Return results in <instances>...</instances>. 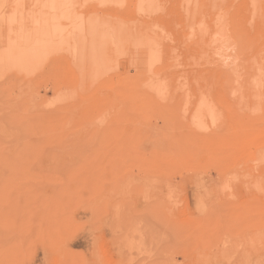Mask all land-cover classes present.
Listing matches in <instances>:
<instances>
[{
  "label": "rangeland",
  "instance_id": "obj_1",
  "mask_svg": "<svg viewBox=\"0 0 264 264\" xmlns=\"http://www.w3.org/2000/svg\"><path fill=\"white\" fill-rule=\"evenodd\" d=\"M0 264H264V0H0Z\"/></svg>",
  "mask_w": 264,
  "mask_h": 264
}]
</instances>
